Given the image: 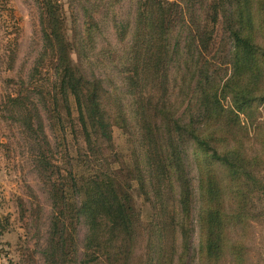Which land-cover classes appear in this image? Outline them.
<instances>
[{"label": "trees", "instance_id": "trees-1", "mask_svg": "<svg viewBox=\"0 0 264 264\" xmlns=\"http://www.w3.org/2000/svg\"><path fill=\"white\" fill-rule=\"evenodd\" d=\"M104 1L79 0L82 22L70 37L61 1L37 0L43 49L34 76L49 70L50 98L39 91L53 127L67 133L61 109L71 117L76 104L85 141L78 168L67 171L55 158L61 142L52 147L40 107H25L21 95L10 99L22 109L49 183L44 263L185 264L194 198L185 156L192 147L199 264H264L256 247V228L264 225V0H137L134 19L113 18L118 40L131 36L123 48L100 43L107 39ZM115 126L132 146L123 169L106 155ZM134 186L153 208L148 220Z\"/></svg>", "mask_w": 264, "mask_h": 264}, {"label": "rangeland", "instance_id": "rangeland-1", "mask_svg": "<svg viewBox=\"0 0 264 264\" xmlns=\"http://www.w3.org/2000/svg\"><path fill=\"white\" fill-rule=\"evenodd\" d=\"M68 25V34L74 36L75 21L82 22L78 13L79 0H60ZM114 1V3L112 2ZM173 2L175 0H167ZM103 15L107 39L101 44L123 48L125 41H119L113 28V18L134 19L137 0H105ZM73 3L75 8L73 7ZM221 37H224L221 34ZM43 49L40 25V11L37 0H0V264H45L42 248L47 242L53 204L42 171L37 166L38 145L22 123V109L11 102V98L21 95L25 107H40L46 124V132L54 148L61 142L55 155L58 162L68 171L77 167V158L85 149L82 127L78 122V112L72 100V116L65 108L62 114L69 124L67 133L49 120V112L44 108L40 88L45 97L50 98L49 70H40L34 76V67ZM76 58V55H73ZM226 74V70H220ZM119 84L122 80L118 79ZM130 104V100L128 101ZM53 107L49 101V108ZM54 109V108H52ZM48 114V116H47ZM54 112H50L53 116ZM72 120H71V119ZM128 133L122 128H113V141L106 150L114 168H122L131 158L132 146ZM186 164L193 180L194 198L191 214V246L185 264H199L201 202L198 190V165L192 147L185 156ZM66 166V167H65ZM126 181V176L123 177ZM136 207L144 220L154 214L153 208L133 187ZM256 247L264 249V225H258ZM87 227L84 220L79 224L80 256L82 255ZM137 264H144L142 260Z\"/></svg>", "mask_w": 264, "mask_h": 264}]
</instances>
